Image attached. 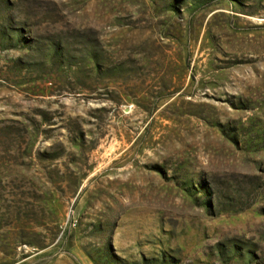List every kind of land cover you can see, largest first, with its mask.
Wrapping results in <instances>:
<instances>
[{
  "label": "rangeland",
  "instance_id": "rangeland-1",
  "mask_svg": "<svg viewBox=\"0 0 264 264\" xmlns=\"http://www.w3.org/2000/svg\"><path fill=\"white\" fill-rule=\"evenodd\" d=\"M0 264H264V0H0Z\"/></svg>",
  "mask_w": 264,
  "mask_h": 264
}]
</instances>
